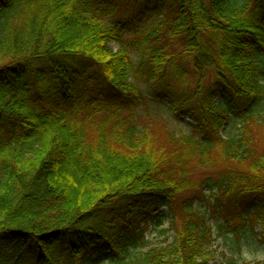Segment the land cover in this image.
Listing matches in <instances>:
<instances>
[{
  "label": "trees",
  "instance_id": "1",
  "mask_svg": "<svg viewBox=\"0 0 264 264\" xmlns=\"http://www.w3.org/2000/svg\"><path fill=\"white\" fill-rule=\"evenodd\" d=\"M201 203L264 243V0H0V264H238Z\"/></svg>",
  "mask_w": 264,
  "mask_h": 264
},
{
  "label": "rangeland",
  "instance_id": "2",
  "mask_svg": "<svg viewBox=\"0 0 264 264\" xmlns=\"http://www.w3.org/2000/svg\"><path fill=\"white\" fill-rule=\"evenodd\" d=\"M112 45V44H111ZM142 87L145 86L143 81H140ZM158 119L161 125H157L155 128L161 134L164 133L163 125L164 121L168 124L171 131L180 133L191 132V121L185 119H175L171 116L167 105L150 103L147 111L141 115V119L144 123H151L152 119ZM233 119H231L229 125L231 126ZM202 209L205 210L209 216L210 223L215 226V237L216 239L212 242L210 250L212 253V262L220 263L225 261L226 258H230L234 255L235 260L238 264L246 262L253 264L256 261L264 262V243L261 242V236L254 235L250 229L240 230L234 232L230 227H222L220 230L217 229V223L223 222L224 220L218 215H210V210L207 204L201 203ZM164 228H167V223H164ZM162 227L151 226L147 229L144 237L145 244L155 245L163 241L164 235L160 233ZM257 234L261 232L259 225L255 226L254 230ZM170 234V233H169ZM170 241V239H169ZM225 256V257H224Z\"/></svg>",
  "mask_w": 264,
  "mask_h": 264
}]
</instances>
